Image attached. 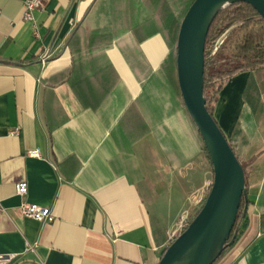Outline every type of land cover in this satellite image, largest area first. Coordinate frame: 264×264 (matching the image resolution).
Instances as JSON below:
<instances>
[{
	"label": "crops",
	"instance_id": "obj_1",
	"mask_svg": "<svg viewBox=\"0 0 264 264\" xmlns=\"http://www.w3.org/2000/svg\"><path fill=\"white\" fill-rule=\"evenodd\" d=\"M23 1L0 0L4 264H155L212 182L176 75L189 0H43L31 20ZM248 78L227 80L213 108L226 138L239 132L247 207L212 264H264V78L251 103ZM24 203L53 220L24 216Z\"/></svg>",
	"mask_w": 264,
	"mask_h": 264
},
{
	"label": "water",
	"instance_id": "obj_2",
	"mask_svg": "<svg viewBox=\"0 0 264 264\" xmlns=\"http://www.w3.org/2000/svg\"><path fill=\"white\" fill-rule=\"evenodd\" d=\"M251 5L264 20V0H193L179 26L176 75L183 104L197 126L212 167L205 200L186 227L163 249L155 264H212L229 246L246 211L244 169L206 107L204 50L211 22L228 3ZM244 200L241 218L236 217Z\"/></svg>",
	"mask_w": 264,
	"mask_h": 264
},
{
	"label": "trees",
	"instance_id": "obj_3",
	"mask_svg": "<svg viewBox=\"0 0 264 264\" xmlns=\"http://www.w3.org/2000/svg\"><path fill=\"white\" fill-rule=\"evenodd\" d=\"M192 1L193 0H189L185 4V10L183 15L185 14L187 8L190 6ZM225 23H237L242 28L256 25L259 26L257 28H251L243 34L241 40L237 45L236 52L233 54V58L236 60L234 65L230 67L226 66L225 68H218L216 70L211 71L207 63L206 49L208 47L211 35L215 33L216 30H218L222 24ZM244 71L249 72V78L247 80L244 90V98L251 103L252 98L248 97V92L250 91L251 93L254 89L258 91L257 82L264 78V20L251 5L242 1H236L228 3L219 10V12L216 14L213 21L211 22L206 36L204 50L203 94L206 99V107L212 116L213 108L217 100V92L223 87L224 83L229 80L233 75ZM210 100L211 105H209ZM238 134L239 132L237 130H234L230 137L227 138V140L235 155L237 156L238 160L240 161L245 174V164L240 159L237 150ZM243 204L244 200L242 198L241 206L236 217L235 225L239 222L241 218Z\"/></svg>",
	"mask_w": 264,
	"mask_h": 264
},
{
	"label": "rangeland",
	"instance_id": "obj_4",
	"mask_svg": "<svg viewBox=\"0 0 264 264\" xmlns=\"http://www.w3.org/2000/svg\"><path fill=\"white\" fill-rule=\"evenodd\" d=\"M258 26L259 25L242 28L237 23L222 24L219 29L211 35L206 49L209 69L213 71L218 68H225L226 66L230 67L234 65L236 60L233 58V54L236 52L237 45L243 34L249 29L257 28ZM209 105H211V100L209 101ZM243 163L246 168L247 162L244 161ZM195 213L190 216V219L195 215ZM181 230L182 229H177L173 233V236L169 239L170 241L168 243H170L175 235Z\"/></svg>",
	"mask_w": 264,
	"mask_h": 264
},
{
	"label": "built area",
	"instance_id": "obj_5",
	"mask_svg": "<svg viewBox=\"0 0 264 264\" xmlns=\"http://www.w3.org/2000/svg\"><path fill=\"white\" fill-rule=\"evenodd\" d=\"M43 0H24L23 1V12H22V18L25 20H31L33 18V11L40 8L42 6ZM42 60L45 59V56L41 58ZM17 130L13 129L10 132L15 133ZM27 154L29 156L33 157H39L40 153L38 149L28 150ZM15 191L19 195H24L27 191V184L24 181L18 182L15 185ZM207 195V194H206ZM206 197V196H205ZM205 197L198 198L196 200V205H199V208L203 204ZM22 213L26 217H30L33 219H36L38 221H51L53 220V215L51 214L50 210L48 208L40 207L36 204L31 203H24L21 206ZM190 217L188 216V212H185L182 214V216L179 217V220L176 221V230L177 229H183L186 227V225L190 221ZM32 246L28 245L27 249H31ZM13 257V254H5L0 255V264H4L7 261H9Z\"/></svg>",
	"mask_w": 264,
	"mask_h": 264
}]
</instances>
